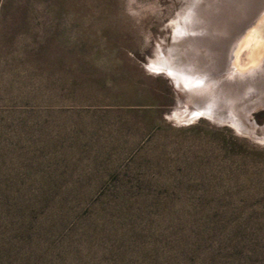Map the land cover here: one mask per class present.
Returning <instances> with one entry per match:
<instances>
[{"label":"rangeland","instance_id":"374dc122","mask_svg":"<svg viewBox=\"0 0 264 264\" xmlns=\"http://www.w3.org/2000/svg\"><path fill=\"white\" fill-rule=\"evenodd\" d=\"M6 2L0 94H34L31 138L43 146L40 160L50 161L45 169L79 176L98 192L118 174L144 204L151 187L214 188L225 170L241 172L238 151L226 142L235 137L246 145V169L264 174V86L237 84L231 76L250 67L233 56L234 69H225L223 53L207 50L264 0L248 3L237 19L224 0ZM216 8L225 13L221 22L209 20ZM206 30L222 37L206 46ZM19 144L14 155L32 156Z\"/></svg>","mask_w":264,"mask_h":264},{"label":"trees","instance_id":"16d2710c","mask_svg":"<svg viewBox=\"0 0 264 264\" xmlns=\"http://www.w3.org/2000/svg\"><path fill=\"white\" fill-rule=\"evenodd\" d=\"M7 7L0 0L1 14ZM34 101V94H0V264H97L100 257L105 264H264V188L254 184L264 174L246 169L241 140L226 141L241 172L225 170L214 188L151 187L142 204L118 174L98 192L79 176L45 169L50 161L40 160L43 146L31 138ZM19 143L32 156L14 155ZM88 252L93 261L83 258Z\"/></svg>","mask_w":264,"mask_h":264},{"label":"bare ground","instance_id":"6f19581e","mask_svg":"<svg viewBox=\"0 0 264 264\" xmlns=\"http://www.w3.org/2000/svg\"><path fill=\"white\" fill-rule=\"evenodd\" d=\"M224 1L229 2V4H231V8H233L232 10L236 9V11H233L234 13L233 15L237 19V16L239 15L240 16L244 15L246 17V14L243 13L244 11L242 9L246 8L245 6H247L248 3H250V7H253L251 5L253 4L252 2H254L255 0H224ZM260 7L261 6H258L256 9H254L255 10L254 12H249L247 14V17L249 15L247 22L244 19H243L244 22L243 20L241 22L236 20L237 23L235 25H232L234 26V31L231 30L232 31L231 36H227V39L224 40V38L221 35L222 39L220 40L219 46L217 45L216 47H214L215 45H211L209 46V49L207 48V50L211 51L212 54L214 53L219 54V52L223 53L222 56H220L219 58L222 57L221 59L224 61L223 65L225 69L230 68L233 70L234 67L232 66V64L230 66L231 57L233 56L239 57L240 58L239 63L242 64L244 67L248 66L250 68H248L246 71H241V72L238 71L236 72L237 74H234L231 77H235L238 79L236 82L237 84L241 82L242 85L244 84L247 87H251L253 89L257 88V86H260V87L264 86V59H263V55H264V5L261 7V9ZM219 10L220 9L216 10L217 13H216L215 18H212V17H211L212 19L209 18L211 22L212 20L217 21V19L218 21L220 20L219 22H221V19H224V15H225L224 11L223 10L219 11ZM242 18L243 17H241V19ZM257 18H260V19L257 21V23H253ZM252 24L253 25L256 24V25L246 30ZM224 28L227 30V25ZM241 35H243V37L240 40L241 42L239 41L237 43ZM211 36L212 38L214 37V39H216L217 41L221 38L220 34H218V36L216 35L218 38H215V36L211 32H208L206 30L205 34L203 35V40H201V42L203 41L202 43L206 45L208 43L206 42V40H208V38L210 39ZM234 48L238 49V51L235 53H233Z\"/></svg>","mask_w":264,"mask_h":264}]
</instances>
